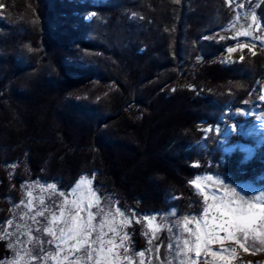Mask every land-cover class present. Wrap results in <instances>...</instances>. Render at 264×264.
<instances>
[{"label":"trees","instance_id":"1","mask_svg":"<svg viewBox=\"0 0 264 264\" xmlns=\"http://www.w3.org/2000/svg\"><path fill=\"white\" fill-rule=\"evenodd\" d=\"M241 9L261 35L264 0H0V222L28 178L66 193L87 174L126 215L196 216V175L264 173V143L246 164L239 150L221 163L218 135L200 129L264 76L260 41L238 63L214 60L242 39L225 36ZM127 231L146 247L137 223ZM9 254L0 240V263Z\"/></svg>","mask_w":264,"mask_h":264},{"label":"rangeland","instance_id":"2","mask_svg":"<svg viewBox=\"0 0 264 264\" xmlns=\"http://www.w3.org/2000/svg\"><path fill=\"white\" fill-rule=\"evenodd\" d=\"M241 11L242 13L237 16V22L231 28L232 32L225 36L231 39L234 36H241L242 39L230 45L218 55V58L214 59L224 66L240 62L241 57L244 59L246 53L255 54L258 41L264 44V30L261 31V35L257 34L260 30V27H256L259 25V18L254 12L247 14L243 9ZM250 24L251 28L248 27ZM244 31H248L249 35H243ZM244 38H253L256 42L244 40ZM241 45H247V47H241ZM262 96H264V76L255 80L247 98L241 102L240 106L229 112L230 117L225 123L214 125V127L201 126L200 129L204 134L213 130L218 135L221 163L234 150L243 153V160L246 157L249 160L256 149L264 143V99H261ZM237 137L241 138L240 141L236 139ZM15 168V163L8 166L10 177L14 174ZM81 178L84 180L83 184H80ZM197 178L200 183L199 191L194 184H191L194 191L201 197L203 207L196 216L180 215L175 208H170L166 212L144 215L133 212L131 215H126L110 195L98 194L91 176L87 174L82 175L66 193L60 191L53 183L28 178L21 183L22 199L18 203H10L11 216L0 222V240L4 241L10 250L9 256L0 264H13V262L86 264L84 259L79 261L76 259L84 256L83 250L69 254L71 246L75 243L74 240L66 236L65 241L60 242L52 234L43 231L45 228H51L56 237L60 235L59 229L65 227V217L61 208L65 212L71 210V215L79 211V217L85 220L91 212L94 216L91 223L96 229L92 233V239L103 234L105 241L113 240L114 245H119L121 237L126 234L123 247L105 245V250L112 248L113 252L120 256V264H139L140 260H143L144 264H180L181 261L183 264H264V245L253 244L251 239L248 243H244L242 239L241 243H237L234 239L227 238L228 231L222 230L219 226L222 220L227 221L232 218L224 215L227 209L223 205L229 201L239 202L233 194L234 190L241 196L247 193L245 199H249L253 192L258 196L262 195L260 189L264 188V173L254 181L243 182H233L224 175L211 172L198 174L193 180ZM219 181L224 182L223 186ZM232 206L234 207L235 204ZM117 208L120 211H117ZM39 212H44V216L37 215ZM131 222L137 223L142 230L141 234L146 242V247L143 249H136L133 245L130 233L127 231V226ZM111 228H115L116 231H110ZM256 234H264V229H257ZM197 236L200 237L199 241L196 239ZM217 237L222 238V242ZM183 240H188L189 244L186 247L195 248L200 252V256L197 257L196 251H188L187 256L179 255V248L175 246L182 244ZM49 241L52 243L50 244ZM10 244L13 247L10 248ZM168 244L174 247L169 248ZM241 244L244 246L242 247ZM197 245H199L198 248ZM93 247H99V245H93ZM25 249L32 255H26ZM221 249L225 251H220ZM140 252H144L143 257L139 256ZM33 256H37V259L33 260ZM189 257L191 259H188Z\"/></svg>","mask_w":264,"mask_h":264},{"label":"snow or ice","instance_id":"3","mask_svg":"<svg viewBox=\"0 0 264 264\" xmlns=\"http://www.w3.org/2000/svg\"><path fill=\"white\" fill-rule=\"evenodd\" d=\"M253 20H255V16H253ZM248 27L251 28L252 25L250 24ZM256 27L259 28L260 25H257ZM242 34L247 36L249 35V32L244 31ZM241 47H247V45H241ZM230 51H235V49H230ZM241 59H243V57H241ZM261 99H264V96H262ZM247 161L248 158L246 157L244 160H241L240 163L243 165L246 164ZM83 183L84 180L81 178L80 184ZM191 183L194 184L196 189L199 191V178H197V180H193ZM219 183L222 186L224 184L223 181H219ZM260 192L262 195L258 196L255 192H253L249 199H245V196L248 195L247 193H245V196H241L238 192H235V190L233 191L234 196L237 197L239 202L235 203V201H229L227 204L223 205V207L227 209L224 215L231 216L232 218L220 225L222 230L228 231L227 238L234 239L237 243H241V239L244 241V243H248L251 239L253 244L259 243L264 245V234H256L257 229H264V188L260 189ZM233 204H235L234 207L232 206ZM117 211H120V209L117 208ZM61 212L65 217V227L59 229L60 235L56 237L51 228H45L43 231L52 234L60 242H64L66 236L67 238L74 240L75 243L71 246V250L69 251L70 255L83 250L84 256L77 257V261L84 259L86 264H88V262H91V264H120V256L113 252L112 248L105 250L106 244L114 245L113 240L105 241L103 239V234L97 235L95 239H92V233L96 229L91 223V221L94 219V216L91 212L88 213L86 220L79 217V211H77L75 215H71V210L65 212V210L61 208ZM121 214L123 215V213ZM37 215L44 216V212H39ZM102 226L103 225H101V227ZM37 231H40V229H37ZM110 231L115 232L116 229L111 228ZM125 239L126 234L124 237H121V243L119 245H114V247H123ZM196 239L199 241L200 237L197 236ZM217 239H220L222 242V238L217 237ZM49 243L51 244L52 241H49ZM188 244V240H183L182 244H177L175 246L179 248V255L187 256L188 251H196L195 248H187L186 246ZM93 245H99V247H93ZM241 246L243 247L244 245L241 244ZM9 247L11 248L13 245L10 244ZM167 247L172 248L174 246L168 244ZM198 247L199 245H197V248ZM57 248H59V245H57ZM24 251L26 255H32L29 250L25 249ZM60 251H64V249H60ZM220 251H225V249H221ZM125 253H127V249H125ZM196 255L199 257L200 252L196 251ZM213 255H215V253H213ZM139 256L143 257L144 252H140ZM32 259L36 260L37 256H33ZM65 259L67 260L68 257L66 256ZM188 259L191 258L189 257ZM125 260H127V256H125ZM13 264H18V262H13ZM139 264H144L143 260H140ZM180 264H183V261H181Z\"/></svg>","mask_w":264,"mask_h":264},{"label":"bare ground","instance_id":"4","mask_svg":"<svg viewBox=\"0 0 264 264\" xmlns=\"http://www.w3.org/2000/svg\"><path fill=\"white\" fill-rule=\"evenodd\" d=\"M224 222H225V221H224V220H222V222H220V223H219V226H220L221 224H223Z\"/></svg>","mask_w":264,"mask_h":264}]
</instances>
